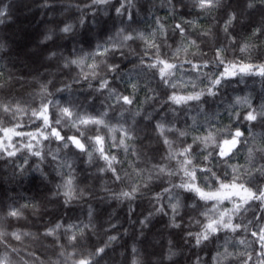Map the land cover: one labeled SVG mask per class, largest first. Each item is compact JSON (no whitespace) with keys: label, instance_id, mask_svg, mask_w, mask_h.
I'll list each match as a JSON object with an SVG mask.
<instances>
[{"label":"clouds","instance_id":"1","mask_svg":"<svg viewBox=\"0 0 264 264\" xmlns=\"http://www.w3.org/2000/svg\"><path fill=\"white\" fill-rule=\"evenodd\" d=\"M0 264H264V0H0Z\"/></svg>","mask_w":264,"mask_h":264}]
</instances>
